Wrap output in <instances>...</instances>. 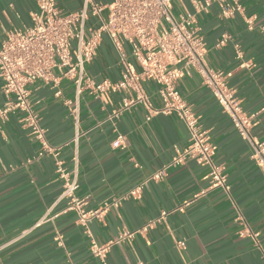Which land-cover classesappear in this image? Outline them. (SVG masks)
<instances>
[{
  "label": "crops",
  "instance_id": "0c3cea01",
  "mask_svg": "<svg viewBox=\"0 0 264 264\" xmlns=\"http://www.w3.org/2000/svg\"><path fill=\"white\" fill-rule=\"evenodd\" d=\"M93 1L109 5L113 0ZM227 1L226 9L215 0L200 11L194 0H175L174 10L195 19L206 44L207 65L224 73L243 111L256 115L252 134L264 142V0ZM84 3L57 0L64 14L79 11ZM36 10L37 0H0V42L9 31L29 27ZM88 25L98 23L91 17ZM225 35L227 42L219 46ZM122 56L139 70L129 49L119 53L105 35L95 60L86 66L88 76L97 83L120 80ZM143 86L153 106L161 107L158 85L147 81ZM178 88L209 131L216 146L214 163L224 168L229 193L212 188L210 169L191 158L167 169L161 181H148L170 165L177 150L190 145V132L176 115L148 120L147 109L139 104L111 121L121 93L85 91L77 96L67 78L58 88L38 82L30 86L34 111L51 148H61L57 158L72 173L77 151L76 197L88 201L86 210L145 184L140 199H127L102 221L83 225L77 212L66 210L56 158L40 156L41 147L22 123V114L10 115L0 124V264H102L92 254V241L113 242L107 264H264V174L251 159V146L200 74L193 71L180 79ZM4 104L0 93V107ZM76 105L78 123L72 114ZM119 133L126 141L115 149L112 142Z\"/></svg>",
  "mask_w": 264,
  "mask_h": 264
},
{
  "label": "built area",
  "instance_id": "2783aa9c",
  "mask_svg": "<svg viewBox=\"0 0 264 264\" xmlns=\"http://www.w3.org/2000/svg\"><path fill=\"white\" fill-rule=\"evenodd\" d=\"M174 1L113 0L109 5H102L85 0L79 11L64 14L57 0H37V10L31 14L32 24L24 29L9 31L0 42V93L5 98V104L0 107V124L5 123L12 114H22V123L41 147L39 155L50 154L56 158V172L63 179L62 197L68 200L66 210L77 212L83 225L96 219L102 221L110 210L119 209L127 199H140L145 183L119 198L106 201L98 209L86 210L88 201L76 197L79 189L77 151L73 157L75 170L72 173L57 158L61 148H51L47 131L34 111L30 86L38 82L58 88L61 80L67 78L74 82L77 96L85 91L91 95L121 93L118 108L108 118L111 121L121 118L139 104L147 109L148 120L158 114L176 115L190 132V145L183 152L177 150L170 165L154 173L148 181H161L167 169L191 158L210 169L208 179L212 188H221L229 193L224 168L214 163L216 146L211 142L209 131L201 126L199 117L178 88L180 79L196 71L232 120L239 136L251 146V159L264 174V142L258 141L252 134L256 115L243 111L241 100L236 91L228 86L224 73L207 65V48L201 28L193 17L176 16ZM194 1L200 11H206L215 0ZM218 1L225 9L229 7L227 0ZM237 5L236 10H241V6ZM104 13H107L106 17ZM91 17L96 19L98 26L88 25ZM105 35L119 53L122 54L126 47L129 49L139 70L122 56L120 80L104 79L97 83L88 76L86 66L95 60ZM227 40L228 36L225 35L219 46H223ZM147 81L158 85V94L163 103L159 108L153 106L145 91L143 83ZM60 94L58 91L57 95ZM72 114L78 123V105L72 109ZM75 141L78 142V137ZM125 141L126 136L119 133L112 147H123ZM242 221L245 223L243 218ZM246 230L249 231L248 227ZM134 234L126 233L123 236L132 237ZM178 245L183 247V242ZM112 246L113 242L99 245L92 241L91 251L102 264H107Z\"/></svg>",
  "mask_w": 264,
  "mask_h": 264
},
{
  "label": "rangeland",
  "instance_id": "374dc122",
  "mask_svg": "<svg viewBox=\"0 0 264 264\" xmlns=\"http://www.w3.org/2000/svg\"><path fill=\"white\" fill-rule=\"evenodd\" d=\"M174 13H175V15L177 16V12H176V10H174ZM104 16L106 17V16H107V13H104Z\"/></svg>",
  "mask_w": 264,
  "mask_h": 264
}]
</instances>
